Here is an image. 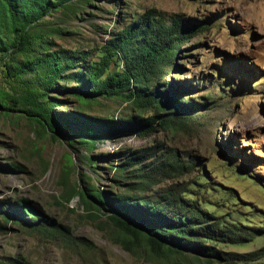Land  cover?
<instances>
[{
    "label": "rangeland",
    "instance_id": "obj_1",
    "mask_svg": "<svg viewBox=\"0 0 264 264\" xmlns=\"http://www.w3.org/2000/svg\"><path fill=\"white\" fill-rule=\"evenodd\" d=\"M150 9L168 24L184 20L191 28L164 78L193 85L178 97L204 105L178 130L119 125L89 147L72 127L66 136L55 134L29 116L24 84L7 74L9 56L0 63V90L9 94L6 107L0 97V264H264V0H75L41 21L54 50L87 51L96 61L112 33ZM50 96L67 100L56 105L58 112L116 120L136 114L121 97L80 104L56 92ZM153 144L167 161L178 155L180 175L163 176L154 188L135 194L177 190L255 236L240 244L206 240L221 256L150 255L146 243L135 253L125 249L124 233L108 213L87 208L78 191L126 193L133 180L131 167L123 170L127 155ZM22 199L32 216L18 205ZM18 216L43 221L28 224Z\"/></svg>",
    "mask_w": 264,
    "mask_h": 264
},
{
    "label": "trees",
    "instance_id": "obj_2",
    "mask_svg": "<svg viewBox=\"0 0 264 264\" xmlns=\"http://www.w3.org/2000/svg\"><path fill=\"white\" fill-rule=\"evenodd\" d=\"M74 1L0 0V63L9 56L10 60L4 61L7 74L24 84L23 96L29 104L26 111L43 128L66 136L72 127L73 136L93 147L94 140L119 125L129 131L142 128L152 131L158 126L178 130L197 106L204 105L178 97L192 91L193 85L164 78L166 66L189 37L186 33L191 28L186 21L176 19L168 24L161 13L147 10L112 33L101 46L98 60L92 61L87 51L54 50L50 35L42 25L45 15ZM19 54L23 56L22 62L16 60ZM28 74L31 75L27 77ZM68 81L75 84L69 85ZM50 92L74 97L80 104L99 97H121L136 114L116 120L82 111L58 112L54 110L56 105L67 100L51 98ZM4 94L0 90L1 105L6 107L9 94ZM69 116L75 119L74 125ZM159 152V147L153 144L127 155L123 170L126 172L130 166L133 180L127 183L126 193L112 194L95 187L78 191L87 208L108 213L124 233L120 243L125 249L135 253L139 245L146 243L150 255L192 251L221 256L225 253L206 245L205 241L240 244L255 236L239 224L213 216L198 200L177 190L168 189L160 195L135 194V189L154 188L163 181V176L180 175L182 164L178 162V155L167 161ZM194 165V162L189 164ZM20 201L18 205L25 206L31 215L30 206L23 204L27 201ZM19 219L28 224L43 221L22 216ZM11 264L31 263L17 260Z\"/></svg>",
    "mask_w": 264,
    "mask_h": 264
}]
</instances>
